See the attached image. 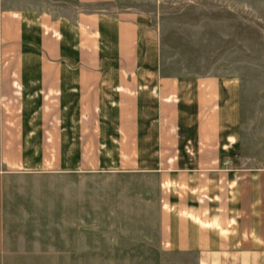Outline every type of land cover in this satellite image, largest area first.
I'll use <instances>...</instances> for the list:
<instances>
[{
    "label": "crops",
    "instance_id": "0c3cea01",
    "mask_svg": "<svg viewBox=\"0 0 264 264\" xmlns=\"http://www.w3.org/2000/svg\"><path fill=\"white\" fill-rule=\"evenodd\" d=\"M116 1L0 0V264H93L86 174L132 180L150 210L108 251L264 264V88L172 72L158 10L99 7Z\"/></svg>",
    "mask_w": 264,
    "mask_h": 264
},
{
    "label": "rangeland",
    "instance_id": "374dc122",
    "mask_svg": "<svg viewBox=\"0 0 264 264\" xmlns=\"http://www.w3.org/2000/svg\"><path fill=\"white\" fill-rule=\"evenodd\" d=\"M116 2L99 7L110 11L134 8L146 13L158 10L165 46L164 61L172 72L242 73L253 78L256 88H264V0ZM31 3H40L58 11H65L74 5L56 1ZM76 179L73 185L78 186L74 189V195L78 190L79 205L94 206L96 223L78 226L80 233L95 235L93 264H158L150 257L124 256L120 250H113V247L110 251L105 248L107 242L103 238H110V244L113 245L114 242L119 243V237L145 235L151 231V225H137L134 222L137 217L148 216L150 210L135 207L141 204V200L140 195L130 187L133 186L132 180L113 175L87 174L79 175ZM64 184L69 186L70 182ZM69 228L73 230L76 227L64 226L63 231H70Z\"/></svg>",
    "mask_w": 264,
    "mask_h": 264
}]
</instances>
